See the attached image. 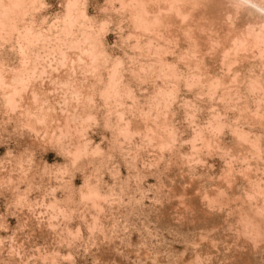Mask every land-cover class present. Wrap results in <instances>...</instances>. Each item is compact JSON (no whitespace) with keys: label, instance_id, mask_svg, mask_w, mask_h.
I'll return each mask as SVG.
<instances>
[{"label":"clouds","instance_id":"obj_1","mask_svg":"<svg viewBox=\"0 0 264 264\" xmlns=\"http://www.w3.org/2000/svg\"><path fill=\"white\" fill-rule=\"evenodd\" d=\"M0 264H264V0H0Z\"/></svg>","mask_w":264,"mask_h":264}]
</instances>
